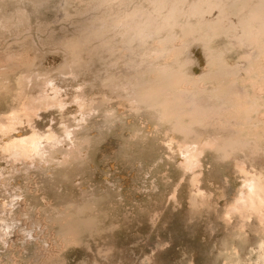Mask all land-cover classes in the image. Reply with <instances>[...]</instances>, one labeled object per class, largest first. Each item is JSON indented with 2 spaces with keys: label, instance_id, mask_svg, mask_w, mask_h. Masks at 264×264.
<instances>
[{
  "label": "rangeland",
  "instance_id": "1",
  "mask_svg": "<svg viewBox=\"0 0 264 264\" xmlns=\"http://www.w3.org/2000/svg\"><path fill=\"white\" fill-rule=\"evenodd\" d=\"M202 1L43 0L42 2V0H0V122L3 123L11 111H19L22 107L21 104L26 102L29 97L40 92H47L46 94L51 95L55 91L62 104L68 102L64 108L63 106L59 108L57 104H54L50 108L40 109L30 121L26 117H21V121L16 123L15 130L6 136L0 134V146L4 137L7 138L16 133L26 135L32 130H36L42 135L52 131L56 140L64 139V141L44 139L45 142L44 140L42 142L45 144L42 143V147L46 145L49 147V144L54 142L56 145L55 143L51 145L50 149L48 148L49 151L47 148L43 150L45 147L43 149L41 147V153H46L45 155L43 153L44 157L42 155L35 157L38 159L37 162H34L35 158L32 160L33 162L23 160L22 165H26L25 167L21 165L22 160L11 159L9 154L1 152L0 148V174H3V177L0 175V184L2 185V188L0 187L2 195H0V205L5 200L4 203L7 206L5 207L7 209L0 207V212L4 216L6 214L7 217L8 215L10 217L7 219L5 216L3 219V215L0 213V235H7L0 238L2 240L0 241V264H264L263 257H261L262 247H264V204L257 202V209L239 204L248 178L254 174H261L264 179V146H261L264 145V133H262L264 132V117L261 118L264 113V64L261 63L262 57H264V33L262 32L264 31V19L260 20V14L262 12L264 14V1L260 0L262 2L260 5L256 3L260 2L259 0H250V2H248L249 0H228V2L226 0L227 3L222 4H217V0L214 1L215 3L213 0H208L205 3L204 1L207 0H204L203 5ZM249 3L253 4L251 6H260L261 11L259 7H253L255 10H252ZM193 4H198L194 7H197L195 10L192 7ZM172 5L175 10H172ZM210 5L211 7H209ZM220 5L227 9L225 13L228 12L226 15L231 19L226 18V15L218 16L219 13L216 10ZM239 6L243 8H241L242 12L241 9L240 11L235 9ZM247 8L250 12L246 10ZM212 9L214 10L212 11ZM243 12L245 14H241ZM255 12L257 13L255 14ZM240 15L244 16V19L242 18L243 21L237 23V20H240V17L238 19ZM254 15L256 17L259 15L260 21L255 22ZM156 16L158 20L153 21ZM159 16H163L162 18L165 19ZM262 17L264 18V15L261 14ZM249 20L250 22H248ZM259 22L261 34L258 32L259 27L256 30ZM121 24L126 28L130 27L126 29ZM133 24L135 29L131 30ZM166 24L168 29L165 27ZM244 24L245 26H243ZM150 25L153 27L152 29ZM160 25L167 30L164 27L163 30ZM146 26H149L150 31H153L150 36H147L146 33L142 36L136 34L140 33L141 27L143 29ZM247 28L249 29L246 30ZM127 30L128 32H126ZM130 30L132 34L129 35ZM143 31L144 29L141 32ZM155 32L158 33L155 34ZM252 34L255 36L253 40V36L249 37L251 39L247 36ZM241 35H244L243 38ZM245 36L247 38H244ZM128 45L129 47H127ZM247 46L248 48L252 47V50L250 48L247 50ZM253 50L255 51L253 52ZM252 52L256 55L254 56ZM247 54H252L254 58L251 55L252 60L249 59ZM257 54L262 56H260L262 60L257 58L259 56ZM242 62L245 63V66ZM247 62L250 65L255 63L251 66L252 69ZM223 63L229 68L237 63V66L235 65L232 69V71L238 69L235 73L233 72V75L236 76H233L230 71L231 76L229 74L225 77L224 70L229 68H224ZM257 64L258 67H255ZM240 66L241 68L244 66V69H251V71L245 70L247 73L245 74L243 73L244 69L242 71ZM60 70L62 73L59 72ZM220 72L224 76H219ZM32 73L34 74L32 75ZM59 74L60 76H58ZM202 74L213 75V78ZM199 75L200 78L197 79ZM221 76L223 78H219ZM26 77L28 78L26 79ZM230 79H234V82L237 79L236 84ZM249 79H253V82ZM46 80L50 82L48 81V83ZM129 82L130 84H128ZM251 84L261 88L254 86L255 89ZM212 85L218 89H214ZM230 85L233 87L230 88ZM38 86L40 87L38 88ZM43 89L46 90L43 91ZM229 89L232 91L230 92ZM257 89L263 91L258 94L260 90ZM241 90L250 94L247 95V98L250 99L249 102L255 99L252 101L254 103L247 102L244 91L241 93L243 99L240 98L238 94ZM188 92L190 94H187ZM226 92L230 99L229 102L225 95ZM243 93L245 97H243ZM208 94H210L209 97ZM168 95L169 97H167ZM231 95H234L235 100ZM110 96L111 98H109ZM217 97H223L222 99L226 101L223 102L224 100L220 99L221 102ZM244 100L247 103H244ZM164 101H167V105ZM80 102L83 106H78ZM96 102L102 103L97 105ZM130 102L134 104L132 105ZM190 102L194 104V107L190 105ZM232 104L236 106L233 108ZM190 106L193 108H189ZM111 108L114 110L112 111ZM198 108L200 112L197 110ZM215 108L218 110L217 112ZM88 111L91 112L88 113ZM208 111L213 114L210 115ZM104 112L107 114L105 115ZM109 112L110 114L113 112L112 117ZM90 113L93 114L92 117L88 115ZM202 113L203 116L207 115L205 118L207 122H203L205 116H199ZM208 116L213 117L209 119ZM197 117L202 119L200 118L198 121ZM246 117L248 118L245 121ZM84 118H87V121ZM234 118L235 121L231 120ZM205 123L208 124L205 125ZM223 124L231 125L228 127L231 130L227 131V126H223L226 131H220L221 126L219 125ZM179 126L187 130H183ZM209 126L215 127V129L211 128V130ZM153 127L156 129L153 130ZM165 127L166 129H163ZM160 128L161 130H159ZM72 129L76 131L73 132ZM171 130L172 133H170ZM64 131L67 133L66 135ZM210 131L213 134H210ZM234 133L236 134L234 135ZM74 134L77 135L74 136ZM83 134H86L87 138L81 136ZM88 135H91L90 138ZM192 135L194 136L192 137ZM65 136L67 137L65 138ZM82 137H84L83 140L79 141ZM69 139L70 141H68ZM177 140L179 147L176 145ZM248 140L255 141L257 143L255 145L260 146V149L256 150L257 146L254 148V142ZM192 141L194 142L192 143ZM203 141L204 143H200ZM198 142L201 146L209 144V147L206 145L209 149L203 148L205 146L202 147V152L199 154L201 156H197L200 164L196 163L197 160L193 163L196 167V169L193 167V170L195 169L193 172L192 169H187L189 165L184 163L185 157L182 158L184 149L182 150V148L195 146V143L199 146ZM233 143L234 145H232ZM216 144L218 147H215ZM74 145H77L80 152L77 151L78 149H74L76 148ZM60 146L64 149L68 147L71 153L68 152V149L66 152L63 148H59ZM82 146L83 148H81ZM87 146L88 149L85 148ZM56 147L59 149V153L55 152L57 151ZM70 147L73 148L70 149ZM213 147L215 148L212 150ZM51 148L53 149L51 150ZM222 148L224 149L222 150ZM54 149L56 150L54 151ZM99 149L102 151H98ZM62 153L68 157L70 155V158H66ZM79 154L82 155V159H79ZM48 156L50 162L46 160ZM51 156L57 160V163ZM60 157H64V160H61L65 162L59 160ZM39 160L42 162L46 160L48 163H41V165ZM27 162L34 164L28 163L27 166ZM9 163H13L14 167ZM69 163L71 165H67ZM17 165L20 168L16 169L19 167ZM53 167H56L55 170ZM189 167L192 168V165ZM23 168H29L28 174ZM34 168L37 170L35 169V171ZM41 168H44L43 171ZM1 169L3 170L1 171ZM11 169H14L13 172ZM44 170L50 172L49 175ZM18 171L23 174L20 173L17 176ZM65 171L68 175H65ZM190 171L193 173L191 174ZM33 172L38 173L32 175ZM39 173L43 175H39ZM6 176L9 179L5 178ZM14 177L16 179L18 177L19 181ZM40 177H43L42 180ZM3 187H9L10 191H8L9 188L4 189ZM8 194L11 196L9 197ZM16 195L19 196L14 198L13 196ZM6 196L14 199V201L9 199L14 203L8 202ZM16 199H22L21 201H24L25 205L19 206L23 203ZM12 204L17 207H10L13 206ZM9 209L15 210L11 213L12 215ZM4 211L5 213H3ZM13 218L19 223V228L18 224L12 221ZM7 220H11L10 225ZM3 222H6L10 226H8L9 228L12 227L10 231L8 227L5 230L6 225ZM15 228L18 230L16 231ZM5 241L6 243H4ZM8 243L10 244L8 245ZM37 254L41 257L37 258ZM43 256L44 258H42Z\"/></svg>",
  "mask_w": 264,
  "mask_h": 264
},
{
  "label": "bare ground",
  "instance_id": "2",
  "mask_svg": "<svg viewBox=\"0 0 264 264\" xmlns=\"http://www.w3.org/2000/svg\"><path fill=\"white\" fill-rule=\"evenodd\" d=\"M177 1H178V0H177ZM203 1H204V0H203ZM203 1H202V3H201V2H199V3H201V4L203 5L204 2H205V3L208 2V0H207V1H204V2H203ZM214 1H215V0H213V3H215ZM251 1H252V0H251ZM253 1H254V0H253ZM255 1H256V0H255ZM259 1H260V0H259ZM262 1H264V0H262ZM42 2H43V0H42ZM227 2H228V0H227ZM227 2H226V0H219V1L217 0L216 3H217V4H218V3H219V4H222V3H227ZM248 2H250V0H249ZM174 3H175V1H174ZM196 3H197V1H196ZM244 3H246V2H244ZM244 3H243V4H244ZM256 3H258V5H260V3H262V2H261V1H260V2L257 1ZM256 3H255V4H256ZM177 4H178V3H177ZM217 4H216V5H217ZM228 4H229V3H228ZM228 4H227V5H228ZM251 4H252V3H251ZM251 4L249 3L250 6H251ZM255 4H254V5H255ZM206 5H207V4H206ZM211 5H212V4H211ZM211 5H210L209 7H211ZM223 5H224V4H223ZM223 5H222V6H223ZM229 5H230V4H229ZM231 5H232V4H231ZM239 5H240V4H239ZM252 5H253V4H252ZM195 6H198V4H196V5L193 4V5H192L193 8H194ZM241 6H242V5H241ZM244 6H245V5H244ZM170 7H171V6H170ZM199 7H200V5H199ZM251 7H252V10H253L255 7H259V10L261 9L260 6H251ZM251 7H249V9H250ZM253 7H254V8H253ZM262 7H263V4H262ZM172 8H173V9H172ZM172 8H171L172 10H175V8H174L173 5H172ZM177 8H179V7H177ZM196 8H197V7H196ZM196 8H194V10H195ZM216 8H217V7H216ZM238 8H239V9H238ZM241 8H242V7H241ZM241 8H240V6H239V7L235 8V9L240 11ZM245 8H246V6H245ZM190 9H191V8H190ZM199 9H200V8H199ZM209 9H210V8H209ZM242 9H243V8H242ZM242 9H241V12H242ZM249 9L247 8L246 10H248V12H250ZM257 9H258V8H257ZM263 9H264V7H263ZM179 10H181V9H179ZM191 10H192V9H191ZM207 10H208V9H207ZM213 10H214V9H212V11H213ZM215 10H216V9H215ZM225 10L227 11V9H225L224 7H221V5H220V7L218 6V10H216V11L219 13L218 16H219V17H224L223 15H226V14L228 13V12L225 13ZM250 10H251V9H250ZM254 10H255V9H254ZM259 10H258V11H259ZM177 11H178V9H177ZM209 11H210V10H209ZM256 11H257V10H256ZM260 11H261V10H260ZM180 12H181V11H180ZM192 12H193V11H192ZM206 12H207V11H206ZM248 12H247V13H248ZM253 12H254V11H253ZM160 13H161V12H160ZM212 13H213V12H212ZM218 13H217V14H218ZM236 13H238V12L236 11ZM239 13H240V12H239ZM256 13H257V12H255V14H256ZM210 14H211V12H210ZM213 14H214V13H213ZM217 14H216V15H217ZM241 14H245V13L243 12V13H241ZM249 14H250V13H249ZM249 14H247L248 17H249ZM261 14L264 15L263 12H262ZM261 14H260V20H261V19L263 20L264 18H263V17L261 18ZM176 15H178V14L176 13ZM207 15H208V14H207ZM216 15H215V16H216ZM229 15H230V14H229ZM251 15H252V14H251ZM218 16H217V17H218ZM226 16H227L226 18H228V17L230 18V16H228V15H226ZM231 16H232V15H231ZM235 16H236V14H235ZM254 16H255V18H256L255 22H257V20L260 21L259 18H258L259 15H257V17H256V15H254ZM159 17H161V16H159ZM162 17H163V16H162ZM162 17H161V18H162ZM217 17H215V18H217ZM219 17H218V18H219ZM239 17H240V20H237V23L240 22L241 20L243 21V19H244V18H243L244 16H241V15H240V16H238V19H239ZM251 17H252V16H251ZM125 18H126V17H125ZM129 18L131 19V17H129ZM129 18H128V19H129ZM179 18H180V17H179ZM179 18H178V19H179ZM201 18H202V17H201ZM226 18H225V19H226ZM235 18H237V17H235ZM242 18H243V19H242ZM245 18H246V17H245ZM20 19H21V18H20ZM128 19H127V22H128ZM130 19H129V22H131ZM139 19H140V18H139ZM149 19H150V18H149ZM152 19H153V18H152ZM155 19L158 20L157 16L153 19V21H155ZM162 19H165V18H162ZM167 19H168V18H167ZM178 19H177V20H178ZM219 19H220V18H219ZM221 19H222V18H221ZM230 19H231V18H230ZM131 20H132V19H131ZM145 20H146V19H145ZM177 20H176V21H177ZM227 20H228V19H227ZM232 20H233V19H232ZM247 20H248V19H247ZM262 20H261V21H262ZM135 21H136V20H135ZM149 21H151V20H149ZM217 21H218V20H217ZM219 21H220V20H219ZM225 21H226V20H225ZM242 21H241V22H242ZM252 21H254L253 18H252ZM252 21H251V22H252ZM263 21H264V20H263ZM127 22H126V23H127ZM248 22H250V20H249ZM131 23H132V22H131ZM165 23H167V22H165ZM165 23H164V25H165ZM172 23H173V22H172ZM224 23H225V22H224ZM263 23H264V22H263ZM124 24H125V22H124ZM155 24L157 25V23H155ZM167 24H168V23H167ZM167 24H166L165 27H167ZM210 24H211V23H210ZM214 24H215V22H214ZM253 24H255V23L253 22ZM256 24H257V23H256ZM259 24H260V22L258 23V25H257V29H256V30H258ZM121 25H122V24H121ZM125 25H126V24H125ZM125 25H124V26H125ZM130 25H131V24H130ZM133 25H134V24H133ZM138 25H139V24H138ZM142 25H143V24H142ZM158 25H159V24H158ZM161 25H162V24H161ZM161 25H160V26H161ZM208 25H209V24H208ZM218 25H219V24H218ZM222 25H223V24H222ZM250 25H251V23H250ZM261 25H262V22H261ZM261 25H260V26H261ZM124 26L122 25V27H124ZM139 26H140V25H139ZM150 26H151V25H150ZM219 26H220V25H219ZM219 26H218V27H219ZM223 26H224V25H223ZM226 26H227V25H226ZM237 26H238V24H237ZM239 26L241 27L240 24H239ZM243 26H245V24H244ZM251 26H252V25H251ZM251 26H249L250 29H251ZM122 27H121V28H122ZM129 27H130V26H129ZM129 27H127V28H129ZM134 27H135V25H134L133 27H131V30H132ZM158 27H159V26H158ZM161 27H162V29L164 30L165 27H164V26H161ZM163 27H164V28H163ZM169 27H170V26H169ZM171 27H172V26H171ZM209 27H210V26H209ZM216 27H217V25H216ZM261 27H262V26H261ZM125 28H126V26H125ZM127 28H126V29H127ZM149 28H150L149 26H148V27L146 26V28L143 27L144 31L141 32V31L143 30L142 27H141L142 30L139 28V29H140V30H139L140 33H136V34H139V35L142 36V35H145V33H146L147 36H150V35L153 33V31H150L153 27L151 26V29H149ZM154 28H155V27H154ZM221 28H222V27H221ZM228 28H230V26H228ZM237 28H238V27H237ZM245 28H246V27H245ZM249 28H247L246 30H248ZM252 28H253V26H252ZM119 29H120V28H119ZM134 29H135V28H134ZM155 29H156V28H155ZM162 29H161V31H162ZM167 29H168V27H167ZM167 29L165 28V30H167ZM224 29H225V28H224ZM230 29H231V28H230ZM234 29H235V28H234ZM243 29H244V27H243ZM261 29H263V27H262ZM114 30H115V29H114ZM123 30H124V29H123ZM128 30H129V29H128ZM128 30H127L126 32H128ZM131 30H130V33H128L129 35L132 34V33H131V32H132ZM159 30H160V28H159ZM159 30H158V31H159ZM169 30H170V29H169ZM235 30H236V29H235ZM241 30H242V29H241ZM244 30H245V29H244ZM244 30H243V31H244ZM256 30H255V31H256ZM263 30H264V29H263ZM139 31H138V32H139ZM155 31H157V29H156ZM172 31H173V30H172ZM252 31H253L252 33H254V30H252ZM133 32H135V31H133ZM136 32H137V31H136ZM162 32H163V31H162ZM190 32H191V31H190ZM190 32H189V33H190ZM240 32H241V31H240ZM245 32H246V31H245ZM256 32H257V31H256ZM258 32H260V27H259V31H258ZM262 32L264 33V31H262ZM157 33H158V32H155V34H157ZM122 34H123V33H122ZM125 34H127V33H125ZM159 34H160V33H159ZM193 34H194V33H193ZM247 34H248V33H247ZM250 34H251V33H250ZM260 34H261V32H260ZM134 35H135V33H134ZM216 35H217V34H216ZM231 35H232V34H231ZM237 35H240V34L237 33ZM244 35H245V34H244ZM244 35H243V36H244ZM255 35H256V34H255ZM131 36H132V35H131ZM152 36H153V35H152ZM185 36H186V35H185ZM189 36H190V35H189ZM189 36H188V37H189ZM241 36H242V35H241ZM243 36H242V38H243ZM247 36H248V38L253 36L252 40H253L254 37H255L254 34H252L251 36H249V35H247ZM135 37H136V35H135ZM137 37H138V36H137ZM172 37H173V36H172ZM232 37H233V35H232ZM257 37H258V36H257ZM257 37H256V38H257ZM260 37H261V36H260ZM139 38H142V37H139ZM174 38H175V37H174ZM174 38H173V39H174ZM182 38H183V37H182ZM234 38H235V37H234ZM244 38H247V37L245 36ZM134 39H135V38H134ZM144 39L147 40V38H144ZM152 39H153V38H152ZM238 39H239V38H238ZM240 39H241V38H240ZM249 39H251V38H249ZM261 39H262V38H261ZM174 40H175V39H174ZM242 40H243V39H242ZM245 40H246V39H245ZM258 40H259V39H258ZM140 42H141V41H140ZM156 42H157V41H156ZM156 42H155V43H156ZM169 42H170V41H169ZM173 42H174V41H173ZM256 42H257V40H256ZM128 43H129V42H128ZM190 43H191V42H190ZM245 43H246V42H245ZM245 43H244V45H245ZM247 43H248V41H247ZM260 43H261V42H260ZM262 43H263V42H262ZM126 44H127V43H126ZM171 44H172V43H171ZM242 44H243V43H242ZM254 44H255V46H257L256 43H254ZM258 44H259V42H258ZM169 45H170V44H169ZM259 45H260V44H259ZM261 45H262V44H261ZM263 45H264V44H263ZM166 46H167V45H166ZM173 46H174V45H173ZM127 47H129V45H128ZM158 48H159V47H158ZM162 48H163V47H162ZM169 48H170V47H169ZM171 48H172V47H171ZM246 48H248V46H247ZM249 48H250V47H249ZM249 48H248L247 50H249ZM154 49H155V48H154ZM159 49H160V48H159ZM244 49H245V46H244ZM250 49L252 50V47H251ZM257 49H260V48H257ZM173 50H175V49H173ZM251 50H250V51H251ZM127 51H128V50H127ZM129 51H130V50H129ZM254 51H255V50H253V52H254ZM116 52H117V51H116ZM248 52H249V51H248ZM253 52H252V53H253ZM114 53H115V52H114ZM130 53H131V52H130ZM239 53H240V52H239ZM256 53H258L257 50H256ZM123 54H124V53H123ZM260 54H261V53H260ZM118 55H119V54H118ZM128 55H129V52H128ZM244 55H245V54H244ZM248 55H249V59H251L250 57H251L252 54H247V56H248ZM253 55H254V53H253ZM253 55H252V58H254ZM255 55H256V54H255ZM255 55H254V56H255ZM257 55H259V54H257ZM260 56H261V55L257 56V58L259 57L260 60H262V58H263V60H264V57L261 56V57H262V58H261ZM243 57H246V56H243ZM115 58H116V57H115ZM122 58H124V57H122ZM198 58H199V57H198ZM200 58H201V57H200ZM255 58H256V57H255ZM73 59H74V58H73ZM201 59H202V58H201ZM241 59H243V58L241 57ZM243 60H244V59H243ZM243 60H242V61H243ZM246 60H247V59H246ZM251 60H252V59H251ZM254 60H256V59H254ZM263 60H262V62H261V61H259V62H261V63L264 64ZM248 61H250V60H248ZM256 61H258V60H256ZM256 61H255V62H256ZM30 62H31V61H30ZM47 62H48V61H47ZM245 62H246V61H245ZM251 62H252V61H251ZM259 62H258V63H259ZM18 63H19V62H18ZM24 63H25V62H24ZM31 63H32V62H31ZM242 63H244V62H242ZM247 63H248V62H247ZM247 63H246V64H247ZM29 64H30V63H29ZM70 64H71V63H70ZM72 64H73V63H72ZM72 64H71V65H72ZM127 64H128V62H127ZM223 64H224V63H223ZM248 64H249V66L251 67V66L254 65L255 63L253 62L252 65H250V63H248ZM263 64H262V66H263ZM52 65H53V64H52ZM185 65H186V64H185ZM225 65H226V64H224V68L227 67V66H225ZM235 65L237 66V63H236ZM235 65H234V66H235ZM22 66H23V65H22ZM61 66H63V65H61ZM68 66H69V65H68ZM219 66H220V65H219ZM234 66H232V67L230 66L231 69H230L229 67H227V69L229 68V69H228L229 71L225 69V70H224L225 73H224V71L222 70V73L225 74V77H226V75H229V74H230V76H231V72H232V75H233V72L235 73V71L238 70V69H235V71H234V70L232 71V69H233ZM244 66H245V63H244ZM244 66H242V68H241V66H240V68L242 69V71H243V69L245 68ZM249 66H248V67H249ZM64 67L66 68L67 66H64ZM220 67H221V66H220ZM220 67H218V68H220ZM253 67H254V66H253ZM255 67H258V64H257V66H255ZM62 68H63V67H62ZM132 68H133V67H132ZM203 68H204V67H203ZM224 68H223V69H224ZM235 68H237V67H235ZM246 68H247V67H246ZM27 69H28V66H27ZM56 69L58 70V68H56ZM63 69H64V68H63ZM77 69H78V68H77ZM133 69H135V68H133ZM241 69H240V71H241ZM251 69H252V67H251ZM251 69H249V70L251 71ZM261 69H262V68H261ZM0 70H1V69H0ZM57 70H56V71H57ZM79 70H80V69H79ZM216 70H217V69H216ZM245 70H247V72L249 71L248 69H244V72H243V73L246 72ZM262 70H263V69H262ZM72 71H73V70H72ZM220 71H221V70H220ZM227 71H228V74H226ZM230 71H231V72H230ZM252 71H253V70H252ZM27 72H28V71H27ZM53 72H54V71H53ZM59 72L62 73L61 70H60ZM65 72H66V71H65ZM65 72H64V73H65ZM215 72H216V71H215ZM215 72H214V73H215ZM29 73H30V72H29ZM220 73H221V72H220ZM222 73L219 74V76H220V75H223ZM237 73H238V72H237ZM237 73H236V74H237ZM250 73H251V72H250ZM18 74H19V73H18ZM33 74H34V73H32V75H33ZM40 74H42V73H40ZM245 74H247V73H245ZM245 74H244V75H245ZM37 75L39 76V74H37ZM200 75H201V74H200ZM200 75H199V77H197V79L200 78ZM202 75H203V74H202ZM234 75H235V74H234ZM234 75H233V76H234ZM239 75H240V74H239ZM258 75H259V74H258ZM58 76H60V74H59ZM156 76H158V75H156ZM183 76H184V75H183ZM203 76L210 77L211 75H209V76H208V75H203ZM216 76L218 77V74H217ZM216 76H215V77H216ZM223 76H224V75H223ZM233 76H232V77H233ZM235 76H236V75H235ZM245 76H246V75H245ZM256 76H257V75H256ZM261 76H262V75H261ZM32 77H33V76H32ZM184 77H185V76H184ZM186 77H188V76H186ZM201 77H202V76H201ZM211 77L213 78V75H212ZM238 77H239V76H238ZM240 77H241V75H240ZM243 77H244V76H243ZM27 78H28V77H26V79H27ZM55 78H56V77H55ZM74 78H75V77H74ZM157 78H158V77H157ZM194 78H195V77H194ZM219 78H223V77L221 76V77H219ZM14 79H15V78H14ZM26 79H24V80H26ZM32 79H34V78H32ZM40 79H41V78H40ZM48 79H50V78H48ZM168 79H169V78H168ZM182 79H183V77H182ZM187 79H188V78H187ZM195 79H196V78H195ZM204 79H205V78H204ZM207 79H208V78H207ZM207 79H206V83L208 84ZM256 79H257V78H256ZM260 79H261V78H260ZM260 79H259V80H260ZM15 80H16V79H15ZM131 80H132V79H131ZM170 80H171V79H170ZM230 80H231V79H230ZM233 80H234V79H233ZM233 80H231V81H233ZM244 80H245V79H244ZM247 80H248V79H247ZM249 80H250V79H249ZM251 80H252V82H253V79H251ZM251 80H250V81H251ZM16 81H17V80H16ZM46 81H47V80H46ZM48 81H49V80H48ZM48 81H47V82H48ZM52 81H53V80H52ZM150 81H152V80L150 79ZM153 81H154V80H153ZM159 81H160V79H159ZM174 81H175V79H174ZM219 81H221V80H219ZM236 81H237V79L235 80V82H236ZM43 82H44V81H43ZM43 82H42V83H43ZM49 82H50V81H49ZM49 82H48V83H49ZM127 82H128V81H127ZM155 82H156V81H155ZM155 82H154V83H155ZM160 82H161V81H160ZM201 82H202V81H201ZM201 82H200V83H201ZM210 82L212 83L211 80H210ZM210 82H209V84H211ZM213 82H214V81H213ZM221 82H222V81H221ZM229 82H230V81H229ZM233 82H234V81H233ZM233 82H232V83H233ZM235 82H234V83H235ZM248 82H249V81H248ZM28 83H29V82H28ZM33 83H34V82H33ZM137 83H139V82H137ZM137 83H135V84H137ZM170 83H171V81H170ZM182 83H183V82H182ZM198 83H199V82H198ZM200 83H199V84H200ZM202 83H203V82H202ZM234 83H233V84H234ZM35 84H36V83H35ZM125 84H126V83H125ZM128 84H130V82H129ZM185 84H186V83H185ZM233 84H231V85H233ZM235 84H236V83H235ZM36 85H37V84H36ZM46 85H48V84H46ZM46 85H45V87H46ZM123 85H124V84H123ZM180 85H181V84H180ZM180 85H179V86H180ZM201 85H202V84H201ZM205 85H206V84H205ZM218 85H219V84H218ZM228 85H229V83H228ZM231 85H230V86H231ZM251 85H252V84H251ZM263 85H264V82H263ZM17 86H18V85H17ZM17 86H16V87H17ZM32 86H33V85H32ZM41 86H42V85H41ZM53 86H54V85H53ZM57 86H58V85H57ZM130 86H131V85H130ZM132 86H133V83H132ZM132 86H131V88L133 89ZM135 86H136V85H135ZM135 86H134V88H135ZM140 86H141V85H140ZM183 86H184V85H183ZM194 86H195V85H194ZM199 86H200V85H199ZM212 86H214V85H212ZM216 86H217V84H216ZM233 86H236V85H233ZM233 86H231L230 88H232ZM252 86H253V85H252ZM254 86L256 87V86H258V85H254ZM254 86H253V87H254ZM24 87H26V86H24ZM39 87H40V86H38V88H39ZM111 87H112V86H111ZM168 87H169V85H168ZM176 87H177V86H176ZM200 87H201V86H200ZM202 87H203V85H202ZM221 87H222V86H221ZM226 87L229 88V86H227V85H226ZM237 87H238V86H237ZM253 87H252V88H253ZM255 87H254V88H255ZM29 88H30V87H29ZM179 88H180V87H179ZM181 88H182V87H181ZM194 88H195V87H194ZM206 88H207V87H206ZM210 88H211V85H210ZM210 88H209V89H210ZM257 88H261V87L258 86ZM263 88H264V87H263ZM190 89H191V88H190ZM201 89H202V88H201ZM209 89H208V90H209ZM214 89L217 90L218 87L215 88V86H214ZM235 89H236V88H235ZM242 89H243V88H242ZM255 89H256V88H255ZM36 90H37V89H36ZM45 90H46V89H45ZM45 90L43 89V91H45ZM198 90H199V89H198ZM202 90H203V89H202ZM206 90H207V89H206ZM211 90H213V89H211ZM216 90H215V91H216ZM220 90H221V89H220ZM227 90H228V89H227ZM236 90H237V89H236ZM236 90H235V91H236ZM244 90H245V89H244ZM244 90H243V91H244ZM257 90H260V91H258V94H259V92L263 91V90H261V89H257ZM257 90H256V92H257ZM34 91H35V89H34ZM37 91H38V90H37ZM39 91H40V90H39ZM179 91H180V90H179ZM188 91H189V90H188ZM192 91H193V90H192ZM229 91L231 92L232 90L229 89ZM237 91H238V90H237ZM243 91H242V90H241V92L239 91L240 94H238V96H240V98H242V97H241V93H242ZM124 92H125V91H124ZM161 92H162V91H161ZM217 92H218V91H217ZM223 92H224V91H223ZM239 92H238V93H239ZM253 92H254V91H253ZM256 92H254V93H256ZM263 92H264V91H263ZM46 93H47V92H46ZM46 93H45V92H40V93L37 94V95H34V96L29 97V98L26 100V102H24V103L21 104L22 107H21V109H20L19 111H11V112L9 113V115L7 116V118L3 121V123L0 122V134H1L2 136H6L7 134H9V133L12 132L13 130H15V128H16V123H18V122L21 121V119H22L21 117H26V118H28L27 120L30 121V120H32L33 116H34L36 113H38V110H40V109L43 110V108H48V107L50 108V106H52V105H54V104H57V106H59V108L62 107V106H63V108H64V107H65V104L68 103V102H67V103L62 104V103L58 100V98H57V92H55V91H53L51 95L46 94ZM170 93H171V92H170ZM179 93H180V92H179ZM184 93H186V92L184 91ZM201 93H203V92H201ZM233 93H234V91H233ZM244 93L246 94V98L248 97L247 95H250V94L246 93V91H244ZM244 93H243V97H245V96H244ZM165 94H166V93H165ZM187 94H190V92H188ZM194 94H195V93H194ZM205 94H206V93H205ZM210 94H211V93H210ZM210 94H208V97H209ZM214 94H215V93H214ZM214 94H213V95H214ZM217 94H218V93H217ZM220 94H221V93H220ZM226 94H227V92L225 93V95H226ZM229 94H232V93H229ZM234 94H236V93H234ZM260 94H261V93H260ZM107 95H108V94H107ZM107 95H106V96H107ZM111 95H114V94H111ZM184 95H185V94H184ZM222 95H223V94H222ZM222 95H220V96H222ZM225 95H224V96H225ZM163 96H164V95H163ZM165 96H166V95H165ZM171 96H172V95H171ZM192 96H194V95L192 94ZM211 96H212V95H211ZM211 96H210V98H211ZM215 96H217V95H215ZM226 96H227V98H228V95H226ZM226 96H225V97H226ZM231 96H232V95H231ZM233 96H234V95H233ZM233 96H232V99L235 100V98H233ZM235 96L238 97L237 94H236ZM257 96H258V95H257ZM104 97H105V96H104ZM167 97H169V95H168ZM173 97H174V95H173ZM250 97H251V96H250ZM254 97H256V96H254ZM23 98H24V97H23ZM82 98H83V97H82ZM88 98H89V97H88ZM109 98H111V96H110ZM123 98H124V97H123ZM133 98H134V97H133ZM144 98H145V97H144ZM149 98H150V97H149ZM191 98H192V97H191ZM214 98H215V97H214ZM222 98H223V97H222ZM222 98H220V97L218 98V97H217L218 100H220V99H222ZM251 98H252V97H251ZM79 99H80V98H79ZM135 99H136V101H137V95H136ZM141 99H142V98H141ZM147 99H148V97H147ZM174 99H175V98H174ZM178 99H179V97H178ZM192 99H193V98H192ZM238 99H239V97H238ZM242 99H243V98H242ZM242 99H240V100H242ZM244 99H245V98H244ZM261 99H262V98H261ZM87 100H89V99H87ZM132 100H133V99H132ZM176 100H177V99H176ZM198 100H199V99H198ZM215 100H216V99H215ZM218 100H217V101H218ZM222 100H224V99H222ZM222 100H220V101L222 102ZM227 100H228V102L230 101L229 98H228ZM247 100H248L247 102H249L250 99L247 98ZM254 100H255V99H254ZM254 100H251V102L254 101ZM259 100H260V99H259ZM98 101H99V100H98ZM130 101H131V99H130ZM145 101H146V100H145ZM178 101H179V100H178ZM190 101H191V100H190ZM225 101H226V100H224L223 102H225ZM238 101H239V100H238ZM256 101H257V100H256ZM151 102H152V101H151ZM164 102H165V101H164ZM164 102H163V103H164ZM166 102H167V101H166ZM166 102H165V104H166ZM247 102L244 100V103H247ZM251 102H249V103L251 104ZM86 103H87V101H86ZM96 103H98L97 105H99V103H102V102H96ZM103 103H104V102H103ZM130 103H131V102H130ZM136 103H137V102H136ZM168 103H169V102H168ZM170 103H171V102H170ZM206 103H207V102H206ZM235 103H236V102H235ZM239 103H240V102H239ZM252 103H254V102H252ZM255 103H256V102H255ZM117 104H118V103H117ZM131 104H132V103H131ZM131 104H130V105H131ZM133 104H134V103H133ZM133 104H132V105H133ZM157 104H158V103H157ZM165 104H164V105H165ZM181 104H182V103H181ZM250 104H249V107H251ZM260 104H261V103H260ZM67 105H68V104H67ZM69 105H70V104H69ZM92 105H93V104H92ZM94 105L97 106L95 103H94ZM100 105H104V104H100ZM106 105H107V104H106ZM158 105H159V104H158ZM166 105H167V104H166ZM190 105L193 106L194 104H192V103L190 102ZM221 105H222V104H221ZM238 105H241V104H238ZM257 105H258V104H257ZM78 106H83V104L80 102ZM188 106H189V105H188ZM192 106H190L189 108H191ZM217 106H218V105H217ZM223 106H224V105H223ZM232 106H233V108H234L236 105L232 104ZM242 106H243V105H242ZM254 106H255V105H254ZM115 107H116V106H115ZM124 107H125V106H124ZM184 107H185V106H184ZM193 107H194V106H193ZM193 107H192V108H193ZM219 107H220V106H219ZM230 107H231V106H230ZM243 107L245 108V106H243ZM63 108H62V109H63ZM92 108L95 109L94 107H92ZM97 108H98V107H97ZM97 108H96V109H97ZM120 108H121V106H120ZM196 108H197V107H196ZM196 108H195V109H196ZM263 108H264V107H263ZM80 109H82V108H80ZM99 109H100V108H99ZM102 109H103V108H102ZM108 109H109V108H108ZM111 109H112V108H111ZM118 109H119V107H118ZM118 109H117V110H118ZM169 109H170V108H169ZM201 109H202V108H201ZM218 109H219V108H218ZM253 109H254V108H253ZM253 109H252V110H253ZM42 110H41V111H42ZM46 110H47V109H46ZM105 110H106V109H105ZM105 110H103V111H105ZM109 110H110V109H109ZM113 110H114V109H112V111H113ZM180 110H181V109H180ZM193 110H194V109H193ZM193 110H191V112H193ZM197 110L199 111V108H198ZM215 110H216V112L218 111L216 108H215ZM219 110H220V109H219ZM223 110H224V109H223ZM234 110H235V109H234ZM244 110H245V109H244ZM250 110H251V109H250ZM255 110H256V107H255ZM255 110H254V112H255ZM94 111H95V110H94ZM131 111H132V110H131ZM139 111H140V110H139ZM166 111H167V110H166ZM182 111H183V110H182ZM198 111H197V114H199ZM211 111H212V110H211ZM231 111H232V110H231ZM248 111H249V110H248ZM257 111H258V110H257ZM80 112H81V111H80ZM89 112H91V111H88V113H89ZM92 112H93V111H92ZM100 112H101V111H100ZM177 112H178V111H177ZM180 112H181V111H180ZM188 112H189V110H188ZM199 112H200V111H199ZM201 112H202V111H201ZM208 112H209V111H208ZM208 112H207V114H208ZM228 112H229V108H228ZM249 112H250V111H249ZM252 112H253V111H252ZM83 113H84V112H83ZM86 113H87V112H86ZM86 113H84V114H86ZM94 113H95V112H94ZM104 113H105V115L107 114L106 112H104ZM112 113H113V112H112ZM112 113H111V114H112ZM117 113H118V112H117ZM139 113H140V112H139ZM139 113H138V115H140ZM147 113H148V112H147ZM171 113H172V112H171ZM181 113H182V112H181ZM193 113L195 114V112H193ZM204 113H205V112H204ZM214 113H215V112H214ZM76 114H77V113H76ZM80 114H82V113H80ZM100 114H101V113H100ZM109 114H110V112H109ZM111 114H110V116H111ZM161 114H164V113H161ZM165 114H166V113H165ZM179 114H180V113H179ZM182 114H183V113H182ZM182 114H181V115H182ZM209 114L211 115V114H213V113L209 112ZM209 114H208V115H209ZM245 114H246V116H247V112H246ZM252 114H253V113H252ZM259 114L261 115V113H259ZM88 115H91V113L88 114ZM88 115H87V116H88ZM92 115H93V114H92ZM92 115H91V117H92ZM116 115H117V114H116ZM187 115H188V114H187ZM201 115L203 116V113L200 114L199 116H201ZM214 115H215V114H214ZM217 115H218V114H217ZM255 115H256V113H255ZM260 115H259V118H260ZM80 116H81V115H80ZM85 116H86V115H85ZM99 116H100V115H99ZM107 116H108V115H107ZM112 116H113V115H112ZM112 116H111V117H112ZM165 116H166V115H165ZM183 116H184V115H183ZM183 116H181V117L183 118ZM199 116H198V117H199ZM202 116H201V117H202ZM204 116H205V114H204ZM204 116H203V117H204ZM218 116H219V115H218ZM234 116H235V115H234ZM256 116H257V115H256ZM261 116H262L261 118H263V117H264V113H263V115H261ZM83 117H84V116H83ZM83 117H82V118H83ZM89 117H90V116H89ZM89 117H87V118H89ZM91 117H90V118H91ZM101 117H102V116H101ZM111 117H110V118H111ZM189 117H190V116H189ZM198 117H197V118H198ZM201 117H200V118H201ZM206 117H207V115L204 117V121H203V122H207V121H205V118H206ZM212 117H213V116H212ZM212 117L210 118V116H208L209 119H212ZM220 117H221V116H220ZM248 117H250V116H248ZM248 117H246L245 121L247 120ZM87 118H84V120L87 121ZM108 118H109V117H108ZM113 118H115V117H113ZM116 118H117V117H116ZM139 118H140V117H139ZM168 118H171V117H168ZM178 118H179V117H178ZM200 118H198L197 120L199 121ZM208 118H207V119H208ZM216 118H217V117H216ZM80 119H81V118H80ZM80 119H79V120H80ZM91 119H92V118H91ZM103 119H104V118H103ZM140 119H141V118H140ZM188 119H189V118H188ZM201 119H202V118H201ZM207 119H206V120H207ZM218 119H219V118H218ZM218 119H217V120H218ZM225 119H226V118H225ZM236 119H237V118H236ZM81 120H82V119H81ZM92 120H93V119H92ZM92 120H91V122H92ZM129 120H130V119H129ZM158 120H159V119H158ZM190 120H191V119H190ZM231 120H234V121H235V118H234V119H231ZM231 120H230V121H231ZM258 120H260V119H258ZM82 121H83V120H82ZM104 121H105V120H104ZM104 121H103V122H104ZM140 121H142V120H140ZM140 121H139V122H140ZM195 121H196V120H195ZM214 121H215V120H214ZM214 121H213V123H214ZM226 121H227V119H226ZM234 121H233V122H234ZM242 121L244 122V120H242ZM248 121H250V120H248ZM251 121H252V120H251ZM254 121H255V120H254ZM84 122H85V121H84ZM96 122H97V120H96ZM128 122H129V121H128ZM160 122H161V121H160ZM196 122H197V121H196ZM200 122H201V121H200ZM208 122H209V121H208ZM228 122H229V120H228ZM228 122H227V123H228ZM237 122H238V121H237ZM97 123H98V122H97ZM209 123H210V122H209ZM216 123H217V122H216ZM223 123H224V122H223ZM262 123H263V122H262ZM262 123H261V124H262ZM33 124H34V123H33ZM91 124H92V123H91ZM145 124H146V123H145ZM147 124H148V122H147ZM170 124H171V123H170ZM184 124H185V123H184ZM206 124H208V123H205V125H206ZM229 124H231V123H229ZM229 124H228V125H224V124H223V125H219V126H221V128L218 127V126H217L218 124H217V125H215V127L217 126L218 128H220V131H222V130H225V129L223 128V126H227V128H228V127L231 126L233 123H232L231 125H229ZM243 124L246 125L245 123H243ZM258 124H260V122H258ZM29 125H30V124H29ZM70 125H71V124H70ZM82 125H84V124H82ZM82 125H81V126H82ZM88 125H89V124H88ZM88 125H87V126H88ZM95 125H96V123H95ZM112 125H113V124H112ZM148 125H149V124H148ZM205 125H204V126H205ZM262 125H263V124H262ZM64 126H67V125H64ZM85 126H86V125H85ZM166 126H167V125H166ZM253 126H254V125H253ZM259 126H261V125H259ZM38 127H39V126H38ZM38 127H36V128H38ZM69 127H70V126H69ZM77 127H78V126H77ZM77 127H76V129H77ZM89 127H90V126H89ZM89 127H86V128H89ZM96 127H97V126H96ZM144 127H145V126H144ZM150 127H151V126H150ZM154 127H155V126H154ZM154 127H153V128H154ZM176 127H177V125H176ZM179 127L181 128V126H179ZM209 127H210V129H211V128H214V129H215V127H211V126H209ZM36 128H35V129H36ZM49 128H50V127H49ZM71 128H72V126H71ZM71 128H70V129H71ZM83 128H85V127H83ZM86 128H85V129H86ZM90 128H91V127H90ZM174 128H175V127H174ZM202 128H203V126H202ZM227 128H226V129H227ZM230 128H232V127H230ZM233 128H235V127H233ZM241 128H242V126H241ZM255 128H256V127H255ZM263 128H264V127H263ZM73 129H74V127H73ZM73 129H72V130H73ZM93 129H94V128H93ZM155 129H156V128H154L153 130H155ZM163 129H166V127L163 128ZM167 129H168V128H167ZM172 129H173V128H172ZM181 129H183V130H187V129H184V128H181ZM210 129L208 128V130H210ZM214 129H213V131H214ZM252 129H254V128H252ZM78 130H79V129H78ZM148 130H149V129H148ZM159 130H161V128H160ZM168 130H169V129H168ZM179 130H180V129H179ZM183 130H182V133H183ZM211 130H212V129H211ZM228 130H231V129L228 128L227 131H228ZM236 130H237V129H236ZM236 130H235V132H238V133H239V131H236ZM66 131H68V130H66ZM70 131H71V130H70ZM75 131H76V130H73V132H75ZM92 131H93V130H92ZM156 131H157V132H160V131H158V130H156ZM169 131H170V130H169ZM218 131H219V130H218ZM225 131H226V130H225ZM247 131H248V130H247ZM64 132H65V131H64ZM71 132H72V131H71ZM78 132H79V131H78ZM80 132H81V130H80ZM80 132H79V133H80ZM84 132H87V131H84ZM90 132H91V131H90ZM153 132H154V131H153ZM175 132H176V131H175ZM179 132H180V131H179ZM179 132H178V133H179ZM214 132H216V131H214ZM223 132H224V131H223ZM249 132H250V130H249ZM20 133H21V132H20ZM81 133H82V132H81ZM150 133H151V132H150ZM155 133H156V132H155ZM170 133H172V130H171ZM170 133H169V134H170ZM262 133H264V132H262ZM66 134H67V133L65 132V135H66ZM72 134H73V133H72ZM160 134H161V132H160ZM164 134H166V133H164ZM164 134H163V135H164ZM169 134H167V135H169ZM210 134H213V133H211V131H210ZM232 134H233V133H232ZM235 134H236V133H234V135H235ZM58 135H60V134H58ZM68 135H70V134L68 133ZM75 135H77V134H74V136H75ZM78 135H79V134H78ZM85 135H86V134H83V135H81V136H85ZM149 135H150V134H149ZM195 135H197V134H195ZM216 135H217V134H216ZM251 135H252V134H251ZM90 136H91V135H90ZM90 136L88 135L89 138H90ZM113 136H114V135H113ZM193 136H194V135H192V137H193ZM206 136H208V135L206 134ZM57 137H58V136H57ZM66 137H67V136H65V138H66ZM69 137H70V136H69ZM69 137H68V138H69ZM71 137H72V136H71ZM78 137H79V136H78ZM85 137L87 138V136H85ZM162 137H163V136H162ZM162 137H161V138H162ZM165 137H166V135H165ZM168 137H169V136H168ZM168 137H167V140H168ZM171 137H172V135H171ZM171 137H170V138H171ZM176 137H177V136H176ZM186 137H187V136H186ZM211 137H212V136H211ZM215 137H216V136H215ZM219 137H220V136H219ZM227 137H228V136H227ZM232 137H234V136H232ZM250 137H251V136H250ZM58 138H61V137H58ZM72 138H73V137H72ZM72 138H71V140H72ZM83 138H84V137L80 138L79 141H80V140H83ZM177 138H178V137H177ZM180 138H181V137H180ZM237 138H238V137H237ZM44 139H45V140H46V139H47V140H53V141L56 140V139H55V136H54V133H53L52 131H51V132H48V133L45 134V135H42V134L38 133L36 130H32L31 132H29V134H26V135H23V134H17V133H16L15 135L8 136L7 138H6V137L3 138V142H2V144H1V146H0V148H1V152L8 153L9 156L11 157V159H15V160H16V159H20V160H22V161H21V165H22V162H24V161L30 160V162H31L32 160H34L35 157H37V156H41V155L43 156V153H44V155H45V154H46L45 152L41 153V152H42L41 150L43 149V147H45L43 150H46V148H47V150L49 151V149H50L49 147L55 143V142H54L53 144H49V145H50L49 147H48L47 145H46L47 147H46V146H43V147H42L41 144L43 143L42 141H43ZM54 139H55V140H54ZM190 139H191V136H190ZM190 139H189V140H190ZM194 139H195V138H194ZM203 139H204V138H203ZM221 139H222V138H221ZM261 139H262V137H261ZM45 140H44V142H45ZM59 140H61V139H59ZM59 140H56V141H59ZM62 140L64 141V139H62ZM62 140H61V141H62ZM74 140H75V139H74ZM77 140H78V139H77ZM85 140H87V139H85ZM88 140H89V139H88ZM164 140H165V139H164ZM214 140H216V139H214ZM217 140H219V139H217ZM222 140H223V139H222ZM226 140H228V139L226 138ZM230 140H231V139H230ZM65 141H66V140H65ZM68 141H70V139H69ZM91 141H92V139H91ZM165 141H166V140H165ZM194 141H196V140H194ZM194 141H192V143H193ZM224 141H225V140H224ZM232 141H234V140H232ZM248 141H249V140H248ZM248 141H247V142H248ZM250 141H253V140H250ZM250 141H249V142H250ZM258 141H259V140H258ZM46 142H47V141H46ZM85 142L87 143L88 141H85ZM163 142H164V141H163ZM168 142H169V141H168ZM171 142H172V140H171ZM171 142H169V143H171ZM177 142L179 143V141H178V140L176 141V145L178 144ZM181 142H182V140H181ZM218 142H219V141H218ZM229 142H230V141H229ZM245 142H246V141H245ZM249 142H248V143H249ZM253 142H254V148H255V146H257V145H255V144H257V143H255V141H253ZM50 143H51V142H50ZM79 143H80V142H79ZM82 143H83V142H82ZM183 143H184V142H183ZM190 143H191V140H190ZM190 143H189V144H190ZM198 143H199V142H198ZM200 143H204V141H203V142H200ZM200 143H199V144H200ZM208 143H209V142H208ZM213 143H214V142H213ZM236 143H237V142H236ZM239 143H240V142H239ZM242 143H243V142H242ZM43 144H45V143H43ZM47 144H48V142H47ZM61 144H62V143H61ZM77 144H78V143H77ZM83 144H85V143H83ZM88 144H89V143H88ZM91 144H92V142H91ZM95 144H96V143H95ZM195 144H196L195 146L188 147V148H187V146L185 147L184 145H183V146H184L185 148H182V146L180 147V149H181V148H182V150L184 149V150H183V152H184V153H183L184 156L182 157V156L180 155V157H182V158L185 157V160H184L185 162H184V163L188 164L189 166L192 165V168L188 166L187 169L190 168V169H192L191 171H193V172H194V170L196 169V167L194 166L195 164L193 165V163H194L196 160H197L196 163L199 162L197 156H199V157L201 156V155H199V154H201L200 152H202V151H201L202 147L205 146V147H203V148H206V147L209 145V144H204V145L202 144V146H201V144H200L199 146H197V143H195ZM223 144H224V143H223ZM226 144H227V143H226ZM230 144H231V143H230ZM55 145H56V143H55ZM92 145H93V144H92ZM98 145H99V144H98ZM173 145H174V143H173ZM176 145H175V146H176ZM185 145H186V143H185ZM187 145H188V143H187ZM190 145H194V144H190ZM206 145H207V146H206ZM232 145H234V143H233ZM245 145H247V144L245 143ZM245 145H244V146H245ZM258 145H259V144H258ZM61 146H63V145H61ZM61 146H60L59 148L62 149L63 147H61ZM69 146H70V145H69ZM72 146H73V145H72ZM74 146H76V148H74V149L77 150V149H78L77 145H74ZM78 146H79V145H78ZM94 146H95V145H94ZM170 146H172V145H170ZM213 146H215V145H213ZM223 146H224V145H223ZM227 146L229 147V144H228ZM237 146H238V145H237ZM239 146H240V145H239ZM239 146H238V147H239ZM244 146H243V147H244ZM249 146H250V145H249ZM261 146H264V145H261ZM41 147H42V149H41ZM57 147H58V146H57ZM57 147H56V149H57ZM65 147H67V146H65ZM166 147H167V146H166ZM177 147H179V146L177 145ZM208 147H209V146H208ZM208 147H207V150L209 149ZM215 147H218V145L216 144ZM215 147H213L212 150H213ZM257 147H258V146H257ZM257 147L255 148L256 150L260 149V146H259L258 148H257ZM48 148H49V149H48ZM53 148H55V146H53ZM53 148H51V150H52ZM72 148H73V147H70V149H72ZM81 148H83V146H82ZM85 148L88 149V146L85 147ZM101 148H102V146H101ZM114 148H115V147H114ZM170 148H171V147H170ZM210 148H211V147H210ZM224 148H225V147H224ZM224 148H222V150H223ZM244 148H245V147H244ZM56 149H54V151H55ZM61 149H60V150H61ZM63 149H64V148H63ZM66 149H68V147H67ZM66 149H64V150L67 152ZM74 149H73V150H74ZM220 149H221V147H220ZM230 149H231V148H230ZM250 149H251V148H250ZM252 149H253V147H252ZM252 149H251V151H252ZM261 149H262V148H261ZM58 150H59V149H57V151H55V152L57 153ZM68 150H69V149H68ZM79 150H80V149H78L77 151H79ZM83 150H84V149H83ZM100 150L102 151V149H99L98 151H100ZM110 150H111V149H110ZM172 150H173V149H172ZM231 150H233V149H231ZM235 150H236V149H235ZM253 150H254V149H253ZM61 151H62V150H61ZM77 151H76V152H77ZM85 151H86V150H85ZM163 151H164V150H163ZM163 151H162V152H163ZM180 151H181V150H180ZM214 151H215V150H214ZM214 151H213V152H214ZM216 151H217V150H216ZM46 152H47V151H46ZM50 152H51V151H50ZM52 152H53V151H52ZM55 152H54V153H55ZM66 152H65V153H66ZM68 152L71 153L70 150H69ZM79 152H80V151H79ZM82 152H83V151H82ZM259 152H260V150H259ZM47 153H48V152H47ZM58 153H59V152H58ZM60 153H61V152H60ZM65 153H64V154L62 153V154L65 155ZM170 153H171V152H170ZM178 153H181V152L178 151ZM261 153H262V151H261ZM50 154H52V153H50ZM66 154H67V153H66ZM68 154H69V153H68ZM75 154H78V153H75ZM81 154H83V153H81ZM165 154H166V153H165ZM48 155H49V153H48ZM58 155H59V154H58ZM60 155H61V154H60ZM167 155H168V154H167ZM261 155H262V154H261ZM46 156H47V155H46ZM54 156H56V155L54 154ZM77 156H78V155H77ZM83 156H84V154H83ZM168 156H169V155H168ZM207 156H209V155H207ZM253 156H255V155H253ZM43 157H44V156H43ZM51 157H52V156H51ZM65 157L67 158L68 156L65 155ZM71 157L74 158L75 156H71ZM79 157H80L79 159H82V158H81L82 155L80 156V154H79ZM46 158H47L46 160H48L49 156L46 157ZM68 158H70V155H69ZM77 158H78V157H77ZM86 158H87V157H86ZM173 158H174V157H173ZM175 158H176V157H175ZM196 158H197V159H196ZM35 159H36V160H35L34 162H37L38 159H37V158H35ZM44 159H45V158H44ZM52 159L54 160L55 158L52 157ZM56 159H57V158H56ZM58 159H59V158H58ZM61 159L64 160V157H63V158L60 157L59 160H61ZM71 159H72V158H71ZM204 159H205V158H204ZM208 159H209V158H208ZM23 160H24V161H23ZM46 160H45V162H47V163H48V161L50 162V160H48V161H46ZM53 160H52V161H53ZM66 160H67V159H66ZM85 160H86V159H85ZM176 160H177V158H176ZM52 161H51V163H52ZM54 161H56V163H57V160H54ZM61 161H62V160H61ZM80 161H81V160H80ZM80 161H79V162H80ZM173 161H174V160H173ZM14 162L16 163V161H13V163H14ZM19 162H20V161H19ZM30 162H27V166H28V163L31 164V165L34 164V163H30ZM32 162H33V161H32ZM45 162H42L41 160H39V163H40V164H41V163H45ZM62 162H65V161H62ZM62 162H61V163H62ZM68 162H69V161H68ZM73 162H74V161H73ZM73 162H72V163H73ZM75 162L77 163V161H75ZM180 162H181V161H180ZM13 163H9V164H12V165H10V166H13V167H14ZM39 163H36V164H39ZM47 163H45V164H47ZM66 163H67V162H66ZM84 163H85V162H84ZM178 163H179V162H178ZM178 163H177V164H178ZM18 164H20V163H18ZM24 164H25V163H24ZM36 164H35V165H36ZM40 164H39V165H40ZM45 164H43V165H45ZM53 164H54V163H53ZM53 164H52V165H53ZM63 164L65 165V163H63ZM63 164H62V165H63ZM181 164H182V163H181ZM198 164H200V162H199ZM244 164H245V163H244ZM41 165H42V164H41ZM58 165H59V164H58ZM58 165H57V167H59ZM60 165H61V164H60ZM64 165H63V166H64ZM67 165H71V164L69 163V164H67ZM184 165H185V164H184ZM4 166H5V165H4ZM17 166H19V165H17ZM22 166H23V165H22ZM25 166H26V165H25ZM25 166H23V167H25ZM73 166L75 167V164H73ZM80 166H81V165H80ZM175 166H176V165H175ZM177 166H178V165H177ZM182 166H183V165H182ZM197 166H198V165H197ZM236 166H237V165H236ZM13 167H12V168H13ZM30 167H31V169H32V166H30ZM39 167H40V166H39ZM42 167H43V166H42ZM66 167H67V166H66ZM71 167H72V166H71ZM76 167L78 168L79 166L77 165ZM109 167H110V166H109ZM179 167H180V166H179ZM193 167H195L194 170H193ZM4 168H5V167H4ZM17 168H20V166H19V167H16V169H17ZM26 168H27V167H26ZM26 168H23V170H25ZM49 168H51V167H49ZM55 168H56V167H55ZM55 168L53 167L54 170H55ZM69 168H70V166H69ZM183 168H184V167H183ZM244 168H245V167H244ZM9 169H10V168H9ZM35 169H36V168H34V170H35ZM41 169H42L41 171H43L44 168H41ZM65 169H66V168H65ZM70 169H71V168H70ZM181 169H182V168H181ZM184 169H185V168H184ZM187 169H186V170H187ZM190 169H189V170H190ZM199 169H200V168H199ZM241 169H242V168H241ZM2 170H3V169H1V171H2ZM13 170H14V169H11L12 172H13ZM18 170H19V169H18ZM36 170H37V169H36ZM36 170H35V171H36ZM54 170H52V171H54ZM66 170H67V169H66ZM245 170H246V169H245ZM26 171H27V173H26ZM28 171H30L29 168L25 170V173L28 174ZM32 171H33V170H32ZM44 171H45V170H44ZM58 171H60V170H58ZM68 171H69V170H68ZM191 171H190V173H191ZM12 172H11V173H12ZM15 172H16V171H15ZM18 172H19V171H18ZM38 172H40L39 169H38ZM38 172H35V173H38ZM60 172H62V171H60ZM66 172H67V171H65L64 173H66ZM185 172H186V171H185ZM185 172H184V173H185ZM187 172H188V171H187ZM193 172H192V173H193ZM11 173H10V175H11ZM20 173L23 174V172H19V173H17V176H18V174H20ZM30 173H31V172H30ZM30 173H29V174H30ZM35 173L33 172L32 175H34ZM41 173H42V172H41ZM41 173H39V175H40ZM45 173H47V174L49 175L50 172L48 173V172L45 171ZM64 173H63V175H64ZM70 173H71V172H70ZM192 173H191V174H192ZM195 173H198V172H195ZM249 173H250V172H249ZM15 174H16V173H15ZM26 174H25V175H26ZM52 174H53V173H52ZM60 174H62V173H60ZM198 174H199V173H198ZM201 174H202V173H201ZM0 175H1V174H0ZM2 175H3V174H2ZM2 175H1V176H2ZM5 175H6V174H5ZM41 175H43V174H41ZM63 175H62V176H63ZM65 175H68V173H66ZM188 175H189V174H188ZM11 176H13V175H11ZM36 176L38 177V175H36ZM36 176H35V177H36ZM53 176H55V175H53ZM192 176H193V175H192ZM2 177H3V176H2ZM20 177H22V175H20ZM26 177H27V176H26ZM45 177H46V176H45ZM59 177H60V176H59ZM65 177H66V176H65ZM73 177H74V176H73ZM78 177H79V176H78ZM183 177H184V176H183ZM5 178H8V177L6 176ZM14 178H15V177H14ZM31 178H32V177H31ZM40 178H41V177H40ZM42 178H43V177H42ZM42 178H41V180H42ZM62 178H63V177H62ZM105 178H106V177H105ZM196 178H197V177H196ZM8 179H9V178H8ZM17 179H18V177H17ZM17 179L15 178V180H17ZM23 179H24V178H23ZM29 179H30V178H29ZM44 179H45V178H44ZM44 179H43V180H44ZM48 179H49V177H48ZM75 179H76V178H75ZM181 179H182V178H181ZM15 180H14V181H15ZM20 180H21V179H20ZM33 180H34V179H33ZM41 180H40V181H41ZM78 180H79V179H78ZM78 180H77V181H78ZM108 180H109V179H108ZM196 180H197V179H196ZM1 181H2V179H1ZM18 181H19V179H18ZM21 181H22V180H21ZM24 181H26V180L24 179ZM30 181H31V180H30ZM37 181H39V180L37 179ZM44 181H45V180H44ZM47 181H48V180H47ZM51 181H52V180H51ZM74 181H75V180H74ZM28 182H29V181H28ZM35 182H36V180H35ZM41 182H43V181H41ZM67 182L69 183V181H67ZM4 183H5V181H4ZM4 183H3V184H4ZM15 183H16V182H15ZM20 183H21V182H20ZM38 183H40V182H38ZM38 183H37V185H38ZM196 183H197V181H196ZM27 184H28V183H27ZM32 184H33V183H32ZM197 184H199V183H197ZM5 185H6V183H5ZM11 185H12V184H11ZM11 185H10V186H11ZM37 185L35 184V186H37ZM39 185H40V184H39ZM176 185H177V184H176ZM16 186H17V185H16ZM19 186H21V185H19ZM19 186H17V187H19ZM22 186H23V184H22ZM22 186H21V187H22ZM87 186H88V185H87ZM244 186H245V185H244ZM0 187L2 188V185H1V184H0ZM11 187H13V186H11ZM30 187H31V186H30ZM42 187H43V186H42ZM103 187H104V186H103ZM3 188H4V187H3ZM5 188L8 189L9 187H8V188L5 187ZM5 188H4V189H5ZM33 188H34V187H33ZM35 188L38 189L39 187H35ZM45 188H46V187H45ZM45 188H43V189H45ZM195 188H196V187H195ZM243 188H244V187H243ZM245 188H246V189H245L244 192H242V195H241V198H240L241 203H239V204H241V205H243V206H248V207H251V208H254V209H257V205H258L257 202L260 203V204H264V179H263V177H262L261 174H254V175L250 176V178H248V180L246 181V187H245ZM4 189H3V190H4ZM14 189H15V188H14ZM40 189H41V188H40ZM91 189H93V188H91ZM16 190H17V189H16ZM199 190H200V189H199ZM8 191H10V188H9ZM11 191H12V190H11ZM43 191H44V190H43ZM173 191H174V190H173ZM6 192H7V191H6ZM6 192H5V193H6ZM13 192H14V191H13ZM41 192H42V191H41ZM5 193H4V194H5ZM9 194H11V193H9ZM9 194H8V195H9ZM13 194H14V193H13ZM16 194H17V193H16ZM20 194H21V193H20ZM44 194H45V193H44ZM0 195H1V194H0ZM14 195H15V194H14ZM1 196H2V195H1ZM10 196H11V195H9V197H10ZM17 196H19V195H16V196H13V197L16 198ZM13 197H12V198H13ZM3 198H4V197H3ZM7 198H8V197L6 196V199H7ZM20 198H22V196H20ZM41 198H44V197H41ZM9 199H10V198H8V200H9ZM23 199H24V198H23ZM28 199H29V198H28ZM28 199H27V200H28ZM44 199H45V198H44ZM8 200H7V201H8ZM10 200H11V201H14V199H13V200L10 199ZM10 200H9L8 202H10ZM21 200H22V199H21ZM21 200H17V199H16V201H20V202H22ZM29 200H31V199H29ZM1 201H2V200H1ZM16 201H15V202H16ZM4 202H5V200H4ZM4 202L1 203L0 207H2V208L7 207L6 204H5ZM10 203H14V202H10ZM10 203H8V204L10 205ZM22 203H23V204H21V205H19V206H22V205L24 206V205H25L24 201H23ZM27 203H28V201H27ZM27 203H26V204H27ZM17 204H19V203L17 202ZM235 204H236V203H235ZM237 204H238V202H237ZM237 204H236V205H237ZM239 204H238V205H239ZM9 205H8V207H9ZM12 205H13V204H12ZM27 205H28V204H27ZM27 205H26V206H27ZM47 205H48V204H47ZM49 205H50V204H49ZM15 206H16V205H15ZM15 206L13 205V206H10V207H13V208H14ZM16 207H17V206H16ZM13 208H12V209H13ZM23 208H24V207H23ZM5 209H7V208H5ZM17 209H18V208H17ZM234 209H235V208H234ZM237 209H238V208H237ZM239 209H241V208H239ZM239 209H238V210H239ZM2 210H3V209H2ZM9 210H11V209H9ZM9 210H8V211H9ZM14 211H15V210H14ZM14 211L11 210V211H10V214H11L12 212H14ZM21 211H23V210H21ZM236 211H237V210H236ZM23 212H25V211H23ZM26 212H27V211H26ZM0 213H1V212H0ZM3 213H5V211H4ZM6 213H7V212H6ZM1 214H2V213H1ZM8 214H9V213H8ZM13 214H14V213H13ZM19 214H20V213H19ZM45 214H46V213H45ZM2 215H3V214H2ZM11 215H12V214H11ZM11 215H10V216H11ZM28 215H29V214H28ZM5 216L7 217L6 214H5ZM5 216L3 215V219H4ZM13 216H15V215H13ZM19 216H20V215H19ZM21 216H22V215H21ZM25 216H26V215H25ZM25 216H24V217H25ZM0 217H1V216H0ZM8 217H9V215H8ZM8 217H7V219H8ZM11 218H12V217H11ZM18 218H19V217H18ZM26 218H27V217H26ZM26 218H24V219H26ZM29 218H30V217H29ZM9 219H10V217H9ZM11 220H12V219H11ZM11 220H10V221L7 220V221H9V225L11 224V223H10ZM26 220H27V219H26ZM0 221H1V219H0ZM3 221H4V220H3ZM12 221L16 222V223L18 224V228H19V223H18L14 218H13ZM19 221H20V220H19ZM14 222H13V223H14ZM23 222H24V221H23ZM3 224L6 225V227H5V230H6L7 227H8L9 225H7L6 222H3ZM14 224H15V223H14ZM20 224H21V223H20ZM24 224H25V223H24ZM1 225H2V224H1ZM15 225H16V224H15ZM15 225H14V226H15ZM2 227H4V226H2ZM9 227H10V226H9ZM9 227H8V228H9ZM15 227H16V226H15ZM0 228H1V226H0ZM11 228H12V227H11ZM11 228H9V231L11 230ZM18 228H17V229L15 228L16 231L18 230ZM20 228H21V227H20ZM24 228H25V227H24ZM26 228H27V227H26ZM30 228H31V227H30ZM3 229H4V228H3ZM13 229H14V227H13ZM28 229H29V228H28ZM5 230H4V231H5ZM21 230H22V229H21ZM4 231H3V233H4ZM12 231H13V230H12ZM23 231H24V230H23ZM23 231H22V232H23ZM27 231H28V230H27ZM1 232H2V231H1ZM14 232H15V231H14ZM19 232H20V231H19ZM32 232H34V231H32ZM5 233H6V231H5ZM9 233H10V232H9ZM9 233H8V234H9ZM15 233H16V232H15ZM1 234H2V233H1ZM26 234H27V233H26ZM3 235H5V234L0 235V238H1ZM9 235H11V233H10ZM30 235H31V231H30ZM5 236H7V235H5ZM13 236H14V233H13ZM8 237H9V236H8ZM8 237H6V238H8ZM11 237H12V236H11ZM14 237H15V236H14ZM23 237H24V236H23ZM17 238H18V237H17ZM17 238H16V239H17ZM20 238H21V237H20ZM20 238H19V240H20ZM29 238H30V237H29ZM29 238H28V239H29ZM2 239H3V238H2ZM3 240H5V239H3ZM13 240H14V238H13ZM0 241H2V240H0ZM17 241H18V240H17ZM26 241H27V240H26ZM1 243H2V242H1ZM4 243H6V241H5ZM10 243H11V242H10ZM10 243H8V245H9ZM12 243H13V242H12ZM26 243H27V242H26ZM24 244H25V243H24ZM6 245H7V244H6ZM261 245H262V244H261ZM20 246H21V245H20ZM262 249H263V253H262L261 257H263V261H264V247H262ZM48 251H51V250H48ZM52 253H53V252H52ZM38 254H39V253H38ZM38 254H37V255H38ZM235 254H236V253H235ZM35 255H36V254H35ZM42 255H43V254H42ZM231 255H232V254H231ZM44 256H46V254H44ZM44 256H43L42 258H44ZM232 256H233V255H232ZM40 257H41V256L38 255L37 258H40ZM33 258H34V257H33ZM42 258H41V259H42ZM46 258H47V257H46ZM257 259H258V258H257ZM37 261H39V260L37 259ZM250 262H251V261H250ZM260 263H261V262H260ZM253 264H254V263H253Z\"/></svg>",
  "mask_w": 264,
  "mask_h": 264
}]
</instances>
